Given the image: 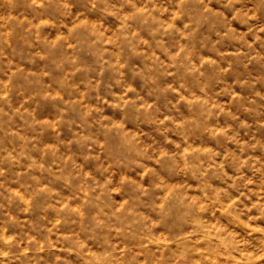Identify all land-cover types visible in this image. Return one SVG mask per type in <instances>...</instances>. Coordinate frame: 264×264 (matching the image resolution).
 Instances as JSON below:
<instances>
[{"label":"rangeland","instance_id":"rangeland-1","mask_svg":"<svg viewBox=\"0 0 264 264\" xmlns=\"http://www.w3.org/2000/svg\"><path fill=\"white\" fill-rule=\"evenodd\" d=\"M0 264H264V0H0Z\"/></svg>","mask_w":264,"mask_h":264}]
</instances>
